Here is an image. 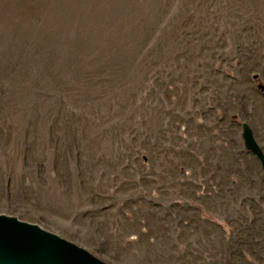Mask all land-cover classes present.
<instances>
[{
    "label": "rangeland",
    "instance_id": "1",
    "mask_svg": "<svg viewBox=\"0 0 264 264\" xmlns=\"http://www.w3.org/2000/svg\"><path fill=\"white\" fill-rule=\"evenodd\" d=\"M243 124L264 154V0H0V214L108 264H264Z\"/></svg>",
    "mask_w": 264,
    "mask_h": 264
},
{
    "label": "water",
    "instance_id": "2",
    "mask_svg": "<svg viewBox=\"0 0 264 264\" xmlns=\"http://www.w3.org/2000/svg\"><path fill=\"white\" fill-rule=\"evenodd\" d=\"M257 75L253 76L256 79ZM245 148L264 170V154L252 129L242 125ZM0 264H108L87 250L50 233L39 225L0 214Z\"/></svg>",
    "mask_w": 264,
    "mask_h": 264
}]
</instances>
